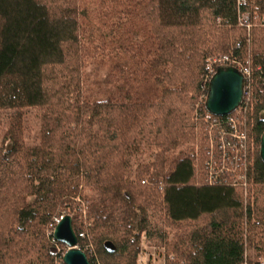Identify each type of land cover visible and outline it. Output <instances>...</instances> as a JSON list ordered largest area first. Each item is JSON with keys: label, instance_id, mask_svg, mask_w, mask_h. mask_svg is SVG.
I'll return each instance as SVG.
<instances>
[{"label": "trees", "instance_id": "1", "mask_svg": "<svg viewBox=\"0 0 264 264\" xmlns=\"http://www.w3.org/2000/svg\"><path fill=\"white\" fill-rule=\"evenodd\" d=\"M254 8L264 13V0L239 9L236 0H0V111H12L10 144L0 148V264H63L66 247L49 224L69 205L90 264H138L151 213L169 228L164 264H239L257 224L243 213L240 188L204 182L203 75L213 54L249 61L251 95L237 118L262 220L264 28L237 24L239 10ZM106 45L111 60L115 50H134V68L117 62L118 93L99 100L84 93L83 67ZM31 108L35 145L22 124ZM195 142L196 152L166 169L170 152ZM145 146L156 149L154 160L130 176V159Z\"/></svg>", "mask_w": 264, "mask_h": 264}, {"label": "rangeland", "instance_id": "2", "mask_svg": "<svg viewBox=\"0 0 264 264\" xmlns=\"http://www.w3.org/2000/svg\"><path fill=\"white\" fill-rule=\"evenodd\" d=\"M256 9V8H254ZM264 14V13H262ZM222 20L218 19L216 22L219 26H221ZM261 29L264 28V23L262 20L256 21L255 25L251 28L252 29ZM137 36H134V40ZM99 43V42H98ZM94 44H97V41H94ZM98 45V44H97ZM103 51H99L98 54H93L92 57H88L85 60V64L83 67V76L84 81L82 88L84 93L91 98H98L99 100L106 99L107 96H111L112 93H118L117 87L121 83V75L117 68V64L121 63L123 68V64H126L128 68H134L132 55L134 50H131L128 53H123L115 50L113 52L117 53L114 60H111L109 56V46H104ZM221 55V53L213 54L212 56ZM118 62V63H117ZM195 108L197 107L194 106ZM12 114V111L9 110H1L0 111V148L4 150L10 144V140L5 137V130L7 128L9 117ZM38 111L36 109H24L23 121L22 124L25 127V142L27 145H35L38 141V129H39V119H38ZM198 135V131L195 132V135ZM203 137H205V132ZM199 143L195 142L194 145L186 144L182 145L181 147L176 148L172 152L169 153V157L167 158L166 169L169 168L171 162L176 157H182L186 155L189 151H197V147L199 148ZM206 144L204 145V147ZM156 149L153 147H141L138 152L134 154V156L130 159L129 163V170L128 173L130 176L135 174V169L139 164H148L154 160V154ZM205 170L202 169V175ZM204 178V176H203ZM148 178H144L147 181ZM147 183V182H146ZM256 188L257 184L254 180L251 181L249 185L248 196L246 199H243V213L247 216L249 211L251 213V222L257 224L250 234L244 237V242L246 241L251 245L252 251H260L264 253V218L262 220H257L254 217V211L256 207ZM79 201V199H76ZM70 205L64 208L63 212L69 214L70 216L73 214L74 211L70 210ZM79 209V208H78ZM82 214L86 211L85 207L82 205L80 208ZM76 210V209H75ZM249 210V211H248ZM62 212V213H63ZM65 214V215H66ZM61 215V214H60ZM159 214H149L148 219L150 221L149 230L151 232V236L149 238L142 239L141 245V253L138 257V264H164V247L162 245V235H165L167 231H169L167 227L164 226L162 219H160ZM83 221V215L81 219ZM78 220V221H79ZM172 232L168 234V239L172 238ZM262 248L259 247V245Z\"/></svg>", "mask_w": 264, "mask_h": 264}, {"label": "built area", "instance_id": "3", "mask_svg": "<svg viewBox=\"0 0 264 264\" xmlns=\"http://www.w3.org/2000/svg\"><path fill=\"white\" fill-rule=\"evenodd\" d=\"M255 0H236L237 7L252 3ZM262 20L264 14L258 10H239L237 24L244 27L248 32L255 25L256 21ZM231 66L235 68L243 78V96L249 99L252 87V70L248 59L245 63L231 58L228 55L210 56L205 63V74L203 81L208 85L209 80L218 67ZM208 89V87H207ZM207 91V90H206ZM207 92L202 96L206 99ZM235 115L220 118L206 110L204 120L207 124L206 136L208 145L206 147V158L204 161L205 178L204 182L209 185H228L241 189L243 199L248 196V189L252 179V167L248 157L246 133L238 120L240 109ZM144 182V181H142ZM64 214L54 217L49 224L50 232L53 233L55 225ZM83 236V233H79ZM55 240V239H54ZM239 264H264V253L252 251L251 245L244 242L243 252Z\"/></svg>", "mask_w": 264, "mask_h": 264}, {"label": "water", "instance_id": "4", "mask_svg": "<svg viewBox=\"0 0 264 264\" xmlns=\"http://www.w3.org/2000/svg\"><path fill=\"white\" fill-rule=\"evenodd\" d=\"M242 96V75L231 66L218 67L209 80L204 106L214 115H228L239 107ZM262 119L264 120V114ZM259 156L264 161V131L260 136ZM52 235L66 247L62 256L63 264H90L86 253L77 246V236L70 215L66 214L60 219Z\"/></svg>", "mask_w": 264, "mask_h": 264}, {"label": "flooded vegetation", "instance_id": "5", "mask_svg": "<svg viewBox=\"0 0 264 264\" xmlns=\"http://www.w3.org/2000/svg\"><path fill=\"white\" fill-rule=\"evenodd\" d=\"M262 114H264V112Z\"/></svg>", "mask_w": 264, "mask_h": 264}]
</instances>
